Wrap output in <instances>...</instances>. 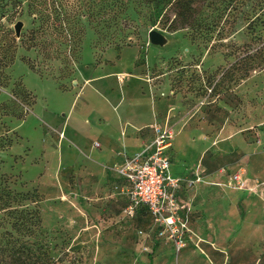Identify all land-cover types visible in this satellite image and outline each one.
<instances>
[{
  "label": "rangeland",
  "instance_id": "rangeland-1",
  "mask_svg": "<svg viewBox=\"0 0 264 264\" xmlns=\"http://www.w3.org/2000/svg\"><path fill=\"white\" fill-rule=\"evenodd\" d=\"M21 1L22 15L3 21L14 30L10 20H21L25 34L37 23ZM259 1L233 3L197 37L177 20L171 25L173 8L131 3L126 21L113 25L105 14L98 21L83 15L64 24L77 37L82 26L78 49L63 44L50 58L16 35L15 58L0 69V184L27 193L23 206H38L52 264H264V67L247 76L228 72L234 45L251 42L247 23ZM92 79L106 81L117 104L144 114L141 136L150 138L153 124L173 132L170 169L195 206L192 237L179 252L156 236L146 212H125L113 166L99 179L84 148H60L62 131L50 120L70 108L86 113L90 85L100 88L99 81L86 85ZM95 113L90 122L97 123ZM237 173L242 184L232 180Z\"/></svg>",
  "mask_w": 264,
  "mask_h": 264
},
{
  "label": "trees",
  "instance_id": "trees-1",
  "mask_svg": "<svg viewBox=\"0 0 264 264\" xmlns=\"http://www.w3.org/2000/svg\"><path fill=\"white\" fill-rule=\"evenodd\" d=\"M201 1L210 9L207 11L201 9L203 3L197 8L196 3ZM136 2L152 6L154 9L173 8L176 19H173L171 25L177 20L180 24L191 28L193 36L197 37L203 29L218 26L220 20L229 14L228 8L233 3L242 7L246 0H26L28 11L37 25L28 29L25 34L21 32L20 44L27 49H40L45 58L52 57L54 53L61 54L63 44L70 50L76 51L82 38V26H78L77 37L70 32L66 33L68 29L64 24L74 21V18L80 22V17L83 15L89 20L98 21L101 20L102 14L107 16L108 24L123 23L127 19L125 14L130 4ZM21 3V0H0V69L11 64L17 49L16 33L4 24L3 18L9 14L13 17L21 16L22 8L18 10V7L22 6ZM9 5L11 9H8ZM253 11L254 18H249L247 23L251 42L234 45L230 54L235 56V60L228 72L241 71L243 76H247L251 70L264 67V1H259ZM17 21L10 20L11 23ZM48 36L50 39L47 38ZM28 64L31 69H35L33 63L28 62ZM13 92L17 93L15 90ZM18 116L22 115L18 114ZM27 199H29L27 193L14 191L0 184V212H3L0 218V264L54 262L41 239L43 236L41 212L37 205L23 206L22 202ZM136 210L146 212L156 229L145 206L140 205ZM155 247L156 243L152 245L153 249Z\"/></svg>",
  "mask_w": 264,
  "mask_h": 264
},
{
  "label": "built area",
  "instance_id": "built-area-1",
  "mask_svg": "<svg viewBox=\"0 0 264 264\" xmlns=\"http://www.w3.org/2000/svg\"><path fill=\"white\" fill-rule=\"evenodd\" d=\"M152 133L153 138L142 150L126 156L113 169L123 179L125 212L134 215L138 206H145L156 226V236L170 242L173 250L179 252L192 237L188 221L192 208L179 195L183 178L170 171L168 148L173 132L166 125L153 124ZM232 180L243 183L238 173Z\"/></svg>",
  "mask_w": 264,
  "mask_h": 264
},
{
  "label": "crops",
  "instance_id": "crops-1",
  "mask_svg": "<svg viewBox=\"0 0 264 264\" xmlns=\"http://www.w3.org/2000/svg\"><path fill=\"white\" fill-rule=\"evenodd\" d=\"M95 81H99L101 91L95 85H90L95 93L86 97L85 103L88 104L89 109L86 113H81V110L74 113V109L70 108L66 114L63 112V118L57 120L52 118L50 124L55 130L62 131L63 137H65L64 132L67 134V138L62 137L60 148L63 143L74 144L71 148L77 154L81 148H84L86 164L96 171L101 179L106 175L107 167L121 164L126 156L142 150L147 141L153 137V133L151 130L150 138L141 136L138 130L146 123L144 114L141 115L135 106L128 108L126 103L117 104V98L111 93L110 85L106 81L92 79L86 85ZM91 111L96 112L92 118L97 123L90 122L88 116ZM96 141L99 143L98 146L94 145ZM172 149L173 140L168 148L169 157ZM170 171L174 176L179 174L172 169ZM183 190V187L179 188V195L190 203L192 213L195 206Z\"/></svg>",
  "mask_w": 264,
  "mask_h": 264
},
{
  "label": "water",
  "instance_id": "water-1",
  "mask_svg": "<svg viewBox=\"0 0 264 264\" xmlns=\"http://www.w3.org/2000/svg\"><path fill=\"white\" fill-rule=\"evenodd\" d=\"M22 21L19 20L17 21L15 24H14V32L16 33L17 36H19L21 33H20V30H21V27H22ZM150 37H151V40L153 42H158V40H160L161 38V35L160 33L158 32H155V31H152L151 34H150Z\"/></svg>",
  "mask_w": 264,
  "mask_h": 264
}]
</instances>
